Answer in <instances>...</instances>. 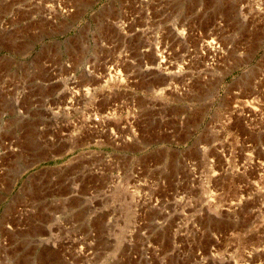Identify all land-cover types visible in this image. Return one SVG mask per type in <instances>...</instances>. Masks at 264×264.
Wrapping results in <instances>:
<instances>
[{"label":"rangeland","instance_id":"obj_1","mask_svg":"<svg viewBox=\"0 0 264 264\" xmlns=\"http://www.w3.org/2000/svg\"><path fill=\"white\" fill-rule=\"evenodd\" d=\"M256 17L261 38L264 0H0V264H264ZM115 61L128 90L85 74Z\"/></svg>","mask_w":264,"mask_h":264},{"label":"bare ground","instance_id":"obj_2","mask_svg":"<svg viewBox=\"0 0 264 264\" xmlns=\"http://www.w3.org/2000/svg\"><path fill=\"white\" fill-rule=\"evenodd\" d=\"M118 26L121 28V29H123V27H122V25L120 24V23H118ZM206 45H207V47L209 48V49H214V47H215V41L213 40V39H210L209 41H207L206 42ZM145 50H147V49H143V51H145ZM121 51V54L122 53H124V51L127 53L128 51H126V50H120ZM130 52V54H132L131 52H136V51H129ZM155 53V52H154ZM128 54V53H127ZM156 54V57H158V61H159V68H161V69H163L164 71L165 70H168V68L170 67V66H173L172 65V61H171V56H170V52H167V51H163V52H158V53H155ZM129 55V54H128ZM123 56H124V54H123ZM208 58H209V62H205L206 63V66H207V63H209V64H212V60H211V58H212V56H208ZM48 66L49 67H52V71H53V66H54V64L53 63H50V64H48ZM144 68H145V70H149V73H148V75H151V78H152V70H153V67L149 64V63H147L146 65H144ZM117 70V69H116ZM116 70H115V72L113 71H108L107 73L105 72L103 75H100L98 78H94L93 76H92V74H93V71L92 70H90V69H88V71L85 73L86 75H87V77H89L90 78V80H98V82H99V86L100 87H102V88H104V89H106V90H108V91H111V89L112 90H117V91H123V90H128L130 87H129V85L126 83V78H127V75L124 77L123 76V73H122V71H117L116 72ZM53 74H54V72H52ZM55 73H56V71H55ZM2 76H3V74L1 75V80H0V82L2 81V83H1V85H0V89H1V93H2V95L3 96H5V95H8V94H10L11 93V91L15 88V86H13L12 88H10V86H11V81L10 80H7L6 79V81L4 82V85H3V80L5 79V75H4V77L2 78ZM66 77V76H65ZM101 78H103L102 80H101ZM59 79H57V81H58ZM100 80V81H99ZM62 83L65 85V88L69 91V90H73V91H76V90H82V91H84V92H86L88 89H90L91 88V86L90 85H85L84 87H81L80 85H79V83H78V81L77 80H75V79H73L72 77H68L67 79H64L63 81H62ZM124 83H126V84H124ZM112 84L114 85L113 87H112ZM74 89H76V90H74ZM26 92V91H25ZM77 93V92H76ZM20 95H21V99L24 97V91H21V93H19ZM16 98V100L14 99V100H12V107H14L15 109H16V112H17V114L20 116V113H21V115H22V113H23V111H22V109H21V107L23 106V105H20V99H19V97H15ZM99 99H101V97L99 98ZM68 101H66V103L67 104H70V105H72V104H74V96L73 97H71V99H67ZM78 102H79V100H78ZM120 104H125V102L124 101H121V102H117V103H114L113 105L115 106V107H117L118 105H120ZM132 105H134L133 103H131ZM55 108V107H54ZM51 109V108H50ZM28 110V109H27ZM29 111V110H28ZM5 113L3 112V115H4ZM58 123V122H57ZM61 125H63V124H61ZM65 135L66 136H68V134H66L65 133ZM1 140V139H0ZM2 142V148H5L4 147V142L5 141H1ZM13 142H15V140H11V141H9V143H8V145H9V148H7L6 147V151L8 152V151H11V152H13L14 150H15V146H13V145H11V144H13ZM17 148V147H16ZM9 149V150H8ZM82 174V175H81ZM80 175L81 176H84L85 174H84V172H81L80 173ZM76 185L77 184H75V192H77L78 190H77V188H76ZM131 186H133V187H135L134 189H132V190H130V192L132 193V198L133 199H135V198H138V199H140L141 197H142V195H140V193H139V195H138V193L136 192V185L133 183ZM139 192V191H138ZM78 196V195H77ZM145 196H143V198H144ZM133 228H136V225L133 227ZM60 229L61 230H67L68 229V226H61L60 227ZM70 230H73L70 226H69V231L68 232H70ZM53 247H56V245L55 244H53ZM58 247L60 248V249H68V248H70L71 247V241H70V238H69V236H66L65 237V240L64 241H62L61 242V244L59 243V245H58ZM80 248H82V246H80ZM259 250V249H258ZM261 250V249H260ZM259 250V251H260ZM198 255H200V252H199V254ZM250 256V255H249ZM195 264H208V260L207 259H205V258H203L202 256H200L199 258H197L196 260H195ZM259 264V263H258Z\"/></svg>","mask_w":264,"mask_h":264},{"label":"crops","instance_id":"obj_3","mask_svg":"<svg viewBox=\"0 0 264 264\" xmlns=\"http://www.w3.org/2000/svg\"><path fill=\"white\" fill-rule=\"evenodd\" d=\"M249 2L250 1H253V0H248ZM256 1H254V4H255ZM245 6V3L241 5V7H244ZM245 14V13H244ZM263 19V18H262ZM261 25V22L259 21V19L256 17V19H253L252 22L249 23V25L247 26V30L244 31L241 36H240V33H238L239 35H237V39L241 40V41H246L248 43H250L248 45V52L253 55V57H255V51H257V47L251 43L255 42V41H262L264 42V37H261V38H256L258 36L261 35V31L259 30V27ZM258 27V28H257ZM252 67H254L253 64H251ZM250 65V66H251Z\"/></svg>","mask_w":264,"mask_h":264},{"label":"built area","instance_id":"obj_4","mask_svg":"<svg viewBox=\"0 0 264 264\" xmlns=\"http://www.w3.org/2000/svg\"><path fill=\"white\" fill-rule=\"evenodd\" d=\"M129 55L127 54V53H124V59L122 60V62H124V61H127L128 59H127V57H128ZM122 58H123V56H122ZM117 62L118 61H115V63H110L109 65H107L106 66V73L108 72V71H114L115 72V70H116V72L118 71H122V73H123V76L125 77L126 76V74H124V71L122 70V68L119 66V64H117ZM129 62H131L132 63V61H129ZM69 66V65H68ZM88 69H90V70H92L93 71V74H92V76L93 77H96V78H98L100 75H101V72L100 71H96L95 69H96V67L95 66H91V67H85V73L88 71ZM100 78V77H99ZM7 80H10V79H8V78H6ZM5 79V80H6ZM12 82H13V80H12ZM11 82V83H12ZM19 97H21V95L19 96ZM96 120L98 121V119H97V117H96Z\"/></svg>","mask_w":264,"mask_h":264}]
</instances>
